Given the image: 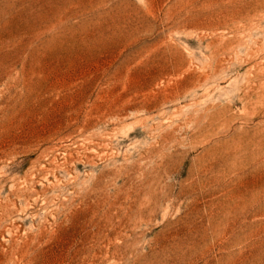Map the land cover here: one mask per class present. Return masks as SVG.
Wrapping results in <instances>:
<instances>
[{"label": "rangeland", "instance_id": "374dc122", "mask_svg": "<svg viewBox=\"0 0 264 264\" xmlns=\"http://www.w3.org/2000/svg\"><path fill=\"white\" fill-rule=\"evenodd\" d=\"M0 264H264V0H0Z\"/></svg>", "mask_w": 264, "mask_h": 264}]
</instances>
